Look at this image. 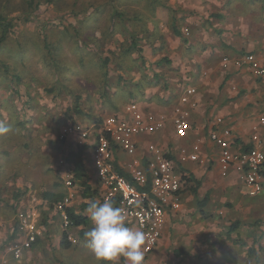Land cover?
<instances>
[{"label":"rangeland","instance_id":"1","mask_svg":"<svg viewBox=\"0 0 264 264\" xmlns=\"http://www.w3.org/2000/svg\"><path fill=\"white\" fill-rule=\"evenodd\" d=\"M200 11L201 0H0V15L12 23L0 44V123L10 128L0 135V264H104L86 246L91 219L86 227L65 226L62 212L49 210L42 199L45 192L71 194L69 205L90 218L81 209L89 198H82L79 184L67 188L62 180L70 169L67 153L81 145L64 129L93 126L132 98L142 101L146 77L156 73L153 62L173 61L172 36H188L191 30L182 21L197 19ZM180 41L172 45L183 52ZM189 54L181 59L185 66L191 64ZM150 55L157 58L152 62ZM94 170L90 157L87 171L94 176ZM18 191L17 220L20 211L31 214L38 239L17 258L10 248L26 237L24 229H13L10 204ZM225 208L218 214L217 236L227 238L230 227L235 229L222 254L213 249L206 254L203 242L201 253L193 254L191 244L185 253L183 244L167 237L145 255L144 264H264V203ZM63 231L68 248L60 245ZM116 264H126L125 258Z\"/></svg>","mask_w":264,"mask_h":264},{"label":"crops","instance_id":"2","mask_svg":"<svg viewBox=\"0 0 264 264\" xmlns=\"http://www.w3.org/2000/svg\"><path fill=\"white\" fill-rule=\"evenodd\" d=\"M209 2L201 0V16L197 19H183L182 25L187 24L191 30L188 36L183 32L178 37L172 34L169 46V51L175 56L172 62L157 65L153 62L157 57L149 56L153 57L151 61L156 73L153 77L147 75L144 97L139 101L143 111L163 113L169 118L176 107H187L179 101L183 89L189 85L195 86L197 104L189 116L191 130L188 138L177 139L168 121L156 133L135 136L136 150L128 158L122 152L115 155L119 169L128 173L134 160L144 166L150 158L152 154L147 148L150 142L169 154L175 153L178 145H189L195 138L201 139L200 155L203 163L186 162L183 165L189 172L191 184L180 197V209L167 215L157 245L162 246L167 237V242H171L173 237L175 245H184L182 249L185 253L190 250L191 244L193 254L201 253L202 242L206 254L211 249L222 254L223 248L228 247L226 243L229 239L217 236L221 230L218 214L226 213L225 207L237 210L242 207H261L264 203V192L258 195L259 200L245 194L238 172L231 171L226 176L220 174L217 163L219 150L208 140L209 131L215 129L216 118L223 119L219 129H230V140L236 148H249L264 140V124L259 122L260 115L264 113V83L252 77L247 68H236L231 64L227 68L221 66L223 57L233 59L244 53L256 54L264 64V0ZM177 31L180 33V30ZM180 38L184 43L181 46L183 52L172 45L174 41L179 42ZM187 51L191 53L187 56L191 62L189 66L181 62ZM85 153L88 169L90 153L87 150ZM91 176L89 173V184L100 196L103 189L96 184L95 170L94 176ZM201 211L205 218L213 215V222L208 221V218L202 219ZM197 218L200 224L194 225ZM197 228L198 232H195Z\"/></svg>","mask_w":264,"mask_h":264},{"label":"built area","instance_id":"3","mask_svg":"<svg viewBox=\"0 0 264 264\" xmlns=\"http://www.w3.org/2000/svg\"><path fill=\"white\" fill-rule=\"evenodd\" d=\"M230 64L236 68H247L252 77L264 83V64L256 54L244 53L233 59L226 56L222 58L223 68ZM196 94L195 86L185 87L179 101L188 108L176 107L169 118L163 113L143 111L139 102L132 101L122 112H111L93 126L78 124L64 129L65 134L77 135L79 144L87 146L96 178L103 189L100 193L103 201L109 200L122 210L127 227L145 233V255L158 245L167 215L180 209V197L190 184L189 172L183 165L186 162L203 163L200 155L201 139L195 138L189 145H178L176 152L169 154L150 142L147 148L152 155L144 166L139 165L137 160L132 162L128 169L130 180L119 172L115 155L118 150L128 155L134 154L135 136L156 133L168 121L177 139H187L191 130L189 116L197 104ZM222 122V118H216L215 129L208 133V140L219 150L217 163L220 174L226 176L231 171L238 172L245 194L258 196L264 192V140L249 148H236L230 140V129L218 128ZM259 122L264 124V113L260 115ZM62 180L67 188L75 185L70 169L62 175ZM138 186L147 188L140 190ZM70 198L71 194L65 195L55 203L56 209L62 212L65 226H68V220L63 207L69 206ZM18 217L19 227L24 229L26 237L21 246L17 244L10 248L17 258L23 247L28 248L33 244L37 235L31 223V214L20 211Z\"/></svg>","mask_w":264,"mask_h":264},{"label":"clouds","instance_id":"4","mask_svg":"<svg viewBox=\"0 0 264 264\" xmlns=\"http://www.w3.org/2000/svg\"><path fill=\"white\" fill-rule=\"evenodd\" d=\"M9 131L8 126L0 123V135ZM86 211L94 225L85 233L86 246L98 261L116 264L120 257H124L126 264H144L145 233L127 227L120 208L109 200L93 201Z\"/></svg>","mask_w":264,"mask_h":264},{"label":"trees","instance_id":"5","mask_svg":"<svg viewBox=\"0 0 264 264\" xmlns=\"http://www.w3.org/2000/svg\"><path fill=\"white\" fill-rule=\"evenodd\" d=\"M33 1L34 0H30V2H33ZM11 26H12L11 21L8 20L6 17L0 15V44H2L3 42L6 41ZM174 32H175V34H177V31H174ZM164 60L167 61V59H164ZM160 62H162V61H158V63H160ZM158 63H156V64L158 65ZM106 64H107V61H105L104 65H106ZM14 79L16 80L17 77H14ZM154 81H152V82H154ZM132 101L138 102L136 99L132 98L128 103H130ZM124 107L123 108H116V110H114L113 112H122ZM101 119H99L98 122ZM86 149H87L86 145H79L75 150H71L67 153V161L70 165V171L73 174V181H74V183L79 184V186L81 188L82 198H89V200H90L87 203H82L81 209L87 208L91 202L96 201L94 196H97V197L99 196L98 191L96 189H93L89 184L90 178H89V173L87 171L86 164H85ZM119 172L122 175H124L128 180H130V176L127 172H125L121 169H119ZM138 188L140 190H142V189H146L147 187L146 186H143V187L138 186ZM191 188L193 190H195V188L193 186ZM20 194L21 193L19 191L15 192L13 194L14 203L10 204V207L13 211L14 217H16L17 212L22 207V206L20 207L21 202L19 201ZM64 196H65V194H63V193L45 192L42 194V199L44 200V202L47 203L49 210L53 209L54 211H57L58 209L56 210L55 203L59 200H62L64 198ZM96 202L102 203L104 201L100 197L99 200ZM63 211L65 213L67 220H68V226L86 227L90 223V218L88 216L76 212L72 206L63 207ZM202 212L203 211H201L200 214L204 217V213H202ZM18 228H19V224H18V220L16 217V219L14 221L13 229H14V231H16ZM232 229H235V226L230 227V229L228 230V233H227V238H230L229 234H230ZM36 238L38 239V237H36ZM60 245L62 247H65V248H68L71 246V242L68 240L67 233L65 231H63V233H62ZM120 258L124 259V257H120Z\"/></svg>","mask_w":264,"mask_h":264}]
</instances>
